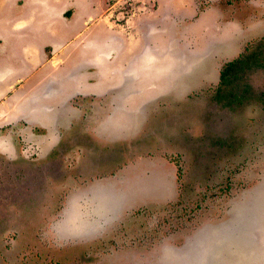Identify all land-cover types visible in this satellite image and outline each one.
<instances>
[{"label": "rangeland", "instance_id": "rangeland-1", "mask_svg": "<svg viewBox=\"0 0 264 264\" xmlns=\"http://www.w3.org/2000/svg\"><path fill=\"white\" fill-rule=\"evenodd\" d=\"M22 1L0 0V264H264V58L232 102L214 87L223 63L264 49V0ZM97 29L106 52L80 58ZM174 38L185 51L168 82L139 60ZM89 67L99 95L130 78L102 125L60 131V106L58 132L15 125L49 80L60 104L88 97ZM117 107L137 111L122 136Z\"/></svg>", "mask_w": 264, "mask_h": 264}, {"label": "crops", "instance_id": "crops-1", "mask_svg": "<svg viewBox=\"0 0 264 264\" xmlns=\"http://www.w3.org/2000/svg\"><path fill=\"white\" fill-rule=\"evenodd\" d=\"M94 1H96L97 5L104 4L100 0H94ZM22 2L24 3V0ZM27 2H33V1L27 0ZM55 2H57V1L55 0ZM100 8L101 7H99V10H100ZM32 13L35 14V11ZM67 13H69V11H67ZM55 14H56V12L53 11L52 15L50 16V17H53V19L50 18L51 20H49V21H52V23L54 21H56V19L54 18ZM81 14H83V16H86V18H91L89 16L93 15V14H89V12H87V9L84 10ZM33 16H35V15H33ZM10 18H13V17H10ZM180 18H182V15L180 16ZM64 30H66V29H64ZM95 36L96 37H93L95 42H93L91 44L85 42V43L79 45L78 52H80V58H84V54H86L85 58L89 61L98 60V59L102 58V55L104 52H106V50L104 48L105 42L99 36V29H97V33ZM177 41L178 40H176L174 38V39L168 40L167 44H169V46H167V47H160L158 49H149L146 55H145V53L142 55V59L139 60V63L145 64V62L147 61V64L149 65L150 64L149 59H151L152 60L151 65H153L154 68H155V66H159V67L163 66L165 68L167 80H168V82H171L172 79L174 77H176V75H175L176 70L181 66V64H177L178 58H179L180 54L183 51H185V49L181 48L178 45ZM159 45H161V44L159 43ZM89 49L96 50V51H98V53L94 54V55L88 54L90 52ZM96 58H98V59H96ZM16 59H18V58L16 57ZM55 63H58V61H55ZM85 65L86 64H84V63H80L79 66L82 68V66H85ZM89 68H91V69L86 70L85 73L86 74L90 73V75H91V76H89L90 79L86 80L85 79L86 77H83V80L86 81L85 87L87 89H85V90L90 92V95L88 97L83 96L81 93H74L70 97L68 96L66 99H64V104H60L56 101V99L59 96L63 95L64 93L59 92V89H57V87L53 83H51L49 80L48 81L49 83H45L46 85H42V88H39L37 86L38 90L37 89L36 90L38 93V95H37L38 98L36 101L34 100L32 105L29 106V108H33V107L35 108V106H36L35 110H31L34 113L29 112L30 114L24 115V117H19L18 120L16 121L15 125H19V126H21V128L23 127L24 130L29 129L30 132H35L36 130H38L37 126L49 129L51 127V124H47L48 119H50L51 121L53 120V118L50 117L49 115H52V114L55 115V110L59 106L65 110V116H66L65 123L67 124V126L63 129H60V131L67 129V127H70L76 123L81 124V127H82V125L84 126V124H86L87 126H98L101 123V125H102L104 123V116L106 115L105 111L109 110L110 109L109 107H111L110 105L112 103H115V101L119 102L121 99V95L123 93L128 92L129 84L131 85V83L129 82L130 78L124 79L121 86H119L118 88L110 89V90L106 91L107 93L105 92V93L99 95V88H101V87H99L100 86V80L97 81V78H99L98 74L94 73V70L97 71V66H95L94 70H92V67H89ZM220 68H219V70H220ZM80 70L81 69H78L77 73ZM93 77L95 78V80H93ZM44 87H45V90H42ZM36 90H35V92H36ZM44 91H46V92H44ZM104 96H105V98H102ZM157 97H155V98H157ZM75 99H78V100L85 99L84 101H87V102L79 103ZM94 99H96V100H99V99L103 100L104 99V100H108V101L112 99L113 101H111V103H109V104L104 103V105H105L104 107H106V108H104L101 106V102L99 105L97 102H94V103L90 102V101H93ZM112 111L114 112V114H117V116L114 119V123H115V125L117 124L118 127H121V128H117V129L122 130L121 136L124 133L128 132V131H125V129H124L125 126H127V129L130 128L131 129L130 131L134 130V128L136 127V121H135V114L137 112L136 110L124 112L122 108L117 107L116 109H113ZM44 113L48 114L47 116H49V117L44 115ZM121 113H123V114H121ZM86 118H90V120H87ZM69 124H71V125L69 126ZM91 128H93L92 129L93 131L95 130L94 127H91ZM49 130H50V132H58V131H55L53 129H49ZM40 131L42 132V130H40ZM85 131H87V130H85ZM103 131L105 132L106 130H103ZM107 131H111V130H107ZM43 132H49V131H43ZM130 133H132V132H130ZM118 134H120V133H118ZM118 134H117V136H119ZM112 137H115V135ZM57 138H58L57 134L55 133L54 140L50 141V140H48L47 137L44 139L45 141H49V143L47 145L48 150L57 147V145L59 144V139H57ZM80 191H82V190H80Z\"/></svg>", "mask_w": 264, "mask_h": 264}, {"label": "trees", "instance_id": "trees-1", "mask_svg": "<svg viewBox=\"0 0 264 264\" xmlns=\"http://www.w3.org/2000/svg\"><path fill=\"white\" fill-rule=\"evenodd\" d=\"M261 43H257L258 45L264 43V39H259ZM257 41V42H259ZM264 48V47H263ZM260 52L257 54L255 50H249L248 45L239 53L238 56L235 58L226 61L222 64L220 71H219V81H217L214 85L215 91L218 97L221 100H226L227 103L232 102V100L235 99L234 94V85H235V79H238L239 72L243 70L246 66H250V63L255 61L257 62V59L261 55L262 58H264V49H257ZM261 65V61H259ZM233 79V82H232ZM215 96V95H214ZM59 146V144H58ZM103 185V183L99 184ZM93 187L89 186L88 188ZM85 188V189H88ZM77 190H85L81 188H76Z\"/></svg>", "mask_w": 264, "mask_h": 264}, {"label": "flooded vegetation", "instance_id": "flooded-vegetation-1", "mask_svg": "<svg viewBox=\"0 0 264 264\" xmlns=\"http://www.w3.org/2000/svg\"><path fill=\"white\" fill-rule=\"evenodd\" d=\"M77 102H79V103H81V100H78L77 99ZM87 102V101H86ZM87 120H90V118H86ZM84 126H86V127H94V128H96V126H87L86 124H84ZM34 133V132H33ZM97 138L99 137L98 135H95ZM108 136H110V135H108ZM113 135H111L110 137H112ZM59 145H61V142H62V137H61V135H59ZM65 143H66V148H67V150H68V146H69V142H68V144H67V141H65ZM45 146V145H44ZM45 147H47V146H45ZM44 147V148H45ZM65 148V149H66ZM55 150V148H53V149H50V150H48L49 152H52V151H54ZM39 157H41V156H39ZM24 160H25V162H28V160L26 159V158H23ZM54 159V158H53ZM53 159H52V161H53ZM43 163H45L46 165H48L49 164V162L51 161V160H46L44 157H43ZM51 161V162H52ZM102 184V183H101Z\"/></svg>", "mask_w": 264, "mask_h": 264}]
</instances>
